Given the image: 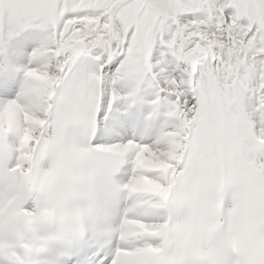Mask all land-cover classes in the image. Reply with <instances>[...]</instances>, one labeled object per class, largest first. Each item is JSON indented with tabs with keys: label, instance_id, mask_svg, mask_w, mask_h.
Returning <instances> with one entry per match:
<instances>
[{
	"label": "snow or ice",
	"instance_id": "obj_1",
	"mask_svg": "<svg viewBox=\"0 0 264 264\" xmlns=\"http://www.w3.org/2000/svg\"><path fill=\"white\" fill-rule=\"evenodd\" d=\"M33 25L49 33L31 53L42 62L25 66L19 97L0 103V111L13 110L16 123L29 129L24 144L34 126L26 114L48 129L54 120L71 125L89 99L94 130L102 76L115 61L116 78L130 73L139 83L183 94L168 112L173 124L153 143L103 149L133 154V174L123 185L129 195L166 197L169 181L187 179L185 166L205 147L225 144L237 128L264 138V0H0V51ZM157 40L183 64L178 79L161 84L151 73L149 55ZM33 81L37 89L28 86ZM29 96L39 102L24 107ZM154 227L126 217L119 237L124 241L131 228L148 236ZM109 261L151 264L135 245L119 248L104 264Z\"/></svg>",
	"mask_w": 264,
	"mask_h": 264
},
{
	"label": "clouds",
	"instance_id": "obj_2",
	"mask_svg": "<svg viewBox=\"0 0 264 264\" xmlns=\"http://www.w3.org/2000/svg\"><path fill=\"white\" fill-rule=\"evenodd\" d=\"M116 79L125 82L118 95L131 107L142 83L130 73ZM28 86L38 88L34 81ZM23 99L24 107L39 102L37 96ZM91 106L89 99L77 123L54 120L51 129L26 114L34 125L26 144L29 129L16 123L13 110L0 111L6 129L0 131V157L15 152L14 163L0 168V264H43L53 245L76 246L98 203L116 191L105 156L84 142ZM14 129H21L15 145L8 140ZM183 171L187 179L169 181L167 196L156 197L155 205L168 211L150 222L151 239L138 243L144 236L131 228L127 246L143 249L151 264H264V138L237 128L225 144L202 149Z\"/></svg>",
	"mask_w": 264,
	"mask_h": 264
},
{
	"label": "bare ground",
	"instance_id": "obj_3",
	"mask_svg": "<svg viewBox=\"0 0 264 264\" xmlns=\"http://www.w3.org/2000/svg\"><path fill=\"white\" fill-rule=\"evenodd\" d=\"M227 11L231 12L232 10L228 9ZM183 19L184 18L181 17L182 21ZM20 33V38L16 37ZM48 35L49 33L47 29L41 28L37 25L29 26L18 31L15 35L8 39L3 50L0 51V54H7L8 60L13 61L18 65V67H22L24 69L25 66L35 67L42 61L34 59L31 56V53L48 38ZM149 63L151 65V73L156 76L157 80L161 84L167 79H178L181 76L183 64L175 59V57L168 50L167 45L161 43L160 40H158L150 51ZM0 67L4 68L2 63H0ZM118 67L119 61L113 62L110 69L102 76V105L105 107L111 105L113 100H120L122 95L118 94L123 93L125 90V82L119 81L115 77ZM143 85L144 84L141 85V89ZM161 91L168 92L170 95L177 94L179 97H182L183 95L180 91L171 92L167 89H163ZM113 97L116 98L114 99ZM2 102L6 101L0 99V103ZM254 119H258V116H254ZM10 132H18V130L14 129Z\"/></svg>",
	"mask_w": 264,
	"mask_h": 264
},
{
	"label": "rangeland",
	"instance_id": "obj_4",
	"mask_svg": "<svg viewBox=\"0 0 264 264\" xmlns=\"http://www.w3.org/2000/svg\"><path fill=\"white\" fill-rule=\"evenodd\" d=\"M158 42V40L153 44V46L156 44ZM14 63V62H13ZM18 130V132H20L21 131V129H17Z\"/></svg>",
	"mask_w": 264,
	"mask_h": 264
}]
</instances>
